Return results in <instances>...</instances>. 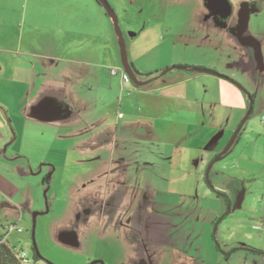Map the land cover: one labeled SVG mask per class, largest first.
<instances>
[{
  "label": "crops",
  "instance_id": "crops-1",
  "mask_svg": "<svg viewBox=\"0 0 264 264\" xmlns=\"http://www.w3.org/2000/svg\"><path fill=\"white\" fill-rule=\"evenodd\" d=\"M230 1L224 26L206 0H107L117 21L94 0H0V73L12 76L0 89V149L14 136L11 160L54 172L70 149L93 154L106 180L85 216L130 243L116 264H264L260 243L226 239L264 221L245 206L264 168V129L253 141L263 154L253 153V97L240 65L222 66L223 47L243 37L233 28L245 0ZM203 41L221 45L219 58L176 59ZM19 192L0 172V193Z\"/></svg>",
  "mask_w": 264,
  "mask_h": 264
},
{
  "label": "rangeland",
  "instance_id": "rangeland-1",
  "mask_svg": "<svg viewBox=\"0 0 264 264\" xmlns=\"http://www.w3.org/2000/svg\"><path fill=\"white\" fill-rule=\"evenodd\" d=\"M94 1L98 5V2ZM254 2L255 11L250 15L247 33L223 47L225 51L222 60L223 68L231 71L234 69L229 65L231 66L233 62L237 66L240 65L238 69L236 68V72L239 71L238 74L242 79V82H239L240 87L253 97L252 113L249 110L245 114L251 115L247 127L251 126L254 132L250 143L253 153L256 150L254 147L257 146L253 141L259 138L260 129H264V0H253L252 3ZM246 3H248L247 0L240 2L237 6L234 14L237 19ZM246 37L250 39L252 48H255L260 64V69L255 73L248 69L250 55L243 45V39ZM188 49L183 48L175 53L176 59L187 58L193 61L206 59L204 53L207 52L219 58L221 45L216 42L203 41L196 47H188ZM11 77L9 74L0 73V89L3 84L11 80ZM5 98L3 92L0 91V100ZM0 136H2L1 131ZM14 146L13 136V140H9L0 149V157L3 156L0 160V172L20 189L13 200H8L0 193V235L6 233L5 227L10 225L17 227V231L8 236V241L25 252L28 258L27 264H93L98 261L96 258L99 256L104 257L108 264H116L117 260L120 261V257L131 256L133 250L130 243L125 241L124 235H113L109 229L102 231L98 225L99 219L93 216L87 219L85 216L87 211L92 214L99 210L95 200L99 196L96 189L98 191V186L106 180L105 167L95 164L93 154L73 152L74 149H70V154L65 157L67 163L64 168L54 172L48 170L47 167L40 169V165L32 170L27 164L28 161L11 160L15 157ZM255 152L263 154L257 150ZM53 158L55 161L58 159L56 156ZM242 164L248 169L261 167L257 164H245L244 162ZM261 169L262 176H256V178H260L259 181L262 184L259 185L258 180H255L254 200L245 206L253 207L252 213L264 218L262 197L264 168ZM36 213L39 215L34 235V215ZM256 228L249 230L248 226L239 225L236 231L240 232H229L226 239L230 242L233 239L245 240L247 243L255 241L264 247V232ZM63 230L69 234L63 235ZM35 242L41 256L38 260L33 258Z\"/></svg>",
  "mask_w": 264,
  "mask_h": 264
},
{
  "label": "water",
  "instance_id": "water-1",
  "mask_svg": "<svg viewBox=\"0 0 264 264\" xmlns=\"http://www.w3.org/2000/svg\"><path fill=\"white\" fill-rule=\"evenodd\" d=\"M98 1L104 6L107 12L111 14L117 21L115 12L113 11L112 7L107 2V0H98ZM206 5L218 17L217 18L218 22L223 23L224 26L228 25L227 21L233 15V5L230 0H206ZM222 7H224V9H222ZM251 11L252 9L247 8V4L243 6L239 14L238 25L235 28H233V30L237 33L238 36H244L246 34L248 30V26H249ZM168 71L169 70H166L165 72H168ZM192 71L210 73L216 76L223 77L218 72L211 71V70L194 68L192 69ZM38 215H39L38 213L34 215V232H33L34 235H35L36 220H37ZM34 247L37 249V252L39 254L36 242L34 243ZM97 263L104 264L103 262H100V261L93 262V264H97Z\"/></svg>",
  "mask_w": 264,
  "mask_h": 264
},
{
  "label": "trees",
  "instance_id": "trees-1",
  "mask_svg": "<svg viewBox=\"0 0 264 264\" xmlns=\"http://www.w3.org/2000/svg\"><path fill=\"white\" fill-rule=\"evenodd\" d=\"M98 3L101 4L99 1ZM176 69H182V68H176ZM3 237H4L3 235H0V264H27V262H24L18 257L19 255L18 248L11 245L9 241L3 242ZM33 250H34V256H33L34 260L41 259L40 254H38L37 252V249L34 247Z\"/></svg>",
  "mask_w": 264,
  "mask_h": 264
},
{
  "label": "built area",
  "instance_id": "built-area-1",
  "mask_svg": "<svg viewBox=\"0 0 264 264\" xmlns=\"http://www.w3.org/2000/svg\"><path fill=\"white\" fill-rule=\"evenodd\" d=\"M112 73L115 75L117 74V71L116 70H112ZM260 231L264 232V221L261 222V225H260ZM6 234L4 235L3 237V242H7L8 239V235H10V233L14 232V231H17V227L15 225H10L9 227H6ZM18 251H19V255L18 257L23 260L24 262H28V258H27V255L25 254V252L22 250V249H19L18 248Z\"/></svg>",
  "mask_w": 264,
  "mask_h": 264
}]
</instances>
